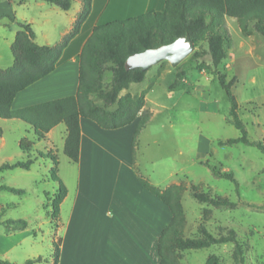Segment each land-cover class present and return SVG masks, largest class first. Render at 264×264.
Listing matches in <instances>:
<instances>
[{
    "label": "rangeland",
    "instance_id": "1",
    "mask_svg": "<svg viewBox=\"0 0 264 264\" xmlns=\"http://www.w3.org/2000/svg\"><path fill=\"white\" fill-rule=\"evenodd\" d=\"M14 1L16 6L18 1ZM30 10L37 18V8L32 6ZM22 12L27 13V10L22 9ZM3 16L2 21L10 23L13 20L9 24L13 27L22 22L19 17L12 19L10 15ZM223 25L230 35L226 43L227 51L231 49L236 59L232 62L227 58L217 68L225 73L227 80L235 77L232 92L239 104L238 116L246 126L248 137L264 144V37L259 33L252 35L254 32L251 37H245L234 18H229V22H223ZM8 26H0V31L7 33ZM4 38L7 36L4 35ZM0 42L6 47V41L1 36ZM249 47L252 49L249 50ZM6 48L10 53V46ZM201 60L210 63L208 55L198 62H190L186 58L181 62L185 75L174 89H170V84L175 79V67L168 60L149 67L142 82L132 83L128 87L130 93H139L148 88L144 107L152 113L138 136L136 164L141 175L159 188H166L173 182L186 183L182 195L186 217L185 237L198 236L200 224L215 236L225 234L232 228L237 239L248 244L242 264H264V209L245 204H264V151L256 145L240 142L232 145L217 143L218 139L238 137L240 132L227 120L230 103L217 77L210 70L197 68ZM110 76V72L106 71L104 82L109 81ZM94 100L102 104L100 99L95 97ZM115 108L116 105L109 107L111 110ZM0 127V165L24 160L26 155L20 149V140L26 138L25 143L27 140L34 141L33 147L29 146L26 152L33 159L29 170L15 168L0 172V185L24 191L19 194L0 189V258L20 264L41 256L42 260L35 264H54L53 241L61 237L64 231L57 230L51 219V199L59 186L51 178L54 164L48 155L56 156L57 175L70 193L63 204V216L79 184L81 191L93 193L99 199H104L106 191H119L113 186L116 161L114 156L96 146L82 167L70 161L63 152L64 124L55 129L53 145L46 140L37 141L33 130L20 119L0 118ZM131 128L127 126L123 129V141H129ZM113 147L112 151L119 152L118 147ZM209 166L231 172L238 182V188L231 179L214 175ZM125 170L122 167L121 177H124ZM190 184L210 188L214 194L228 197L236 206L215 208L200 203L191 195ZM129 191H133L132 186H129ZM136 198L132 195L130 204ZM129 210L119 229L122 238L119 246H126L125 243L135 246L138 243L131 233L136 220L133 211ZM89 216L83 220L82 249L77 252V238L73 232L70 233L63 264L142 263L141 250L138 251L139 260L131 258L126 261L116 253L110 257L109 242L95 234L97 228L101 227L100 223L93 215ZM162 216L165 217L163 206ZM19 218L28 221L27 227L7 231L4 221ZM165 223L166 218H163L162 226ZM118 244L114 242L112 246L118 248ZM100 245H104L106 252L99 251ZM233 248V243H224L200 250H185L181 252V262L206 264L208 256L214 254L219 264H234Z\"/></svg>",
    "mask_w": 264,
    "mask_h": 264
},
{
    "label": "trees",
    "instance_id": "2",
    "mask_svg": "<svg viewBox=\"0 0 264 264\" xmlns=\"http://www.w3.org/2000/svg\"><path fill=\"white\" fill-rule=\"evenodd\" d=\"M54 4L62 10L71 7L72 0H42ZM91 0H81L82 8L75 19L71 31L60 43L47 46L35 42V33L29 24L18 23L19 29L10 46L14 57L13 64L8 68H0V118L20 119L29 124L38 139L57 124L64 123L66 137L63 152L72 162H78L80 154L81 128L80 118H89L103 129H117L137 120L131 138L133 170L144 188L162 201L170 211L168 223L161 229L156 250L159 264H188L181 262V252L185 250H200L212 245L233 243L232 259L234 264L244 262V253L248 244L237 239L234 229L225 234L215 236L203 224L197 228L198 236L185 237V212L182 195L187 185L185 182L171 184L159 188L150 183L138 170L136 164V149L138 136L150 120L152 113L145 109V95L148 88L132 94L127 90L131 83L142 82L148 69L131 67L128 58L138 52L159 48L178 38L189 35L194 42V51L186 58L190 62H198L205 55L210 57V64L200 61L197 68L207 69L214 74L221 88L225 91L230 103L227 120L240 132L235 138L218 139L219 145L244 143L256 145L264 151V144L248 137L245 124L238 116L239 104L232 92L235 77L226 79L225 73L218 66L227 56L226 43L230 35L223 25L224 17L236 20L240 32L244 36L254 31L264 37V0H165L160 11L150 12H120L113 1L99 18L90 36L83 44L78 55L79 77L78 87L74 95L56 98L22 108L13 109L12 101L16 94L52 72L61 56L64 46L73 38L90 11ZM0 15V20L3 18ZM11 19V18H10ZM252 24V29L250 25ZM206 46H203V44ZM109 71L110 80L104 82V73ZM185 75L181 63L175 67V79L170 89L180 85V79ZM102 101L97 104L94 98ZM116 105L115 109H109ZM2 128L0 127V138ZM20 141L23 153L28 151L31 142ZM25 143V144H24ZM54 164L51 178L58 183V191L51 199V219L57 226L60 222V203L67 194V188L56 172L58 164L56 156L48 155ZM33 159L26 155L24 160L0 165V172L21 168L29 170ZM207 164V162H206ZM212 173L219 177L231 179L238 188V182L231 172H222L210 167ZM191 195L200 203L215 208H234L236 203L228 197L214 194L210 188L201 184H190ZM0 189L23 194L22 189L9 185H0ZM250 207L262 208L263 205L248 204ZM7 231L23 230L28 221L24 218L4 221ZM60 239L53 241L54 264H58ZM42 260L41 256L27 259L20 264H35ZM0 264H16L0 258ZM206 264H219L214 254L208 256Z\"/></svg>",
    "mask_w": 264,
    "mask_h": 264
},
{
    "label": "crops",
    "instance_id": "3",
    "mask_svg": "<svg viewBox=\"0 0 264 264\" xmlns=\"http://www.w3.org/2000/svg\"><path fill=\"white\" fill-rule=\"evenodd\" d=\"M17 1L18 4L15 6L14 0H0V15H10L12 19L19 17L22 21L20 23L29 24L33 29L35 33V42L38 45L47 46H53L61 42L62 38L71 31L73 23L82 8L81 0H72L71 7L68 10H62L58 6L42 0ZM111 1L115 3L120 12L124 10L126 13H138L140 11H160L164 7L165 0H91L90 11L87 17L82 22L77 34L64 46L55 69L48 75L19 91L12 101L11 107L13 109L74 95L76 93L79 77L78 55L83 44L90 36L94 26L97 24L99 18ZM32 6L37 8L35 12L38 13L37 18L30 10ZM22 9H26L27 13H20ZM229 18L232 17H224L225 24L229 22ZM9 22L13 23V20ZM10 23L5 20L2 21V19L0 20V26L5 27ZM9 26L7 33L5 31H0V36L6 41V47L11 46L16 32L19 29V25H17V27H13V25ZM255 33L257 32L254 31L252 35L255 36ZM4 35L7 36V38H4ZM245 37H251V35ZM6 47L0 42V68L2 69L11 66L14 61L12 52L9 53ZM251 49L252 47H249V50ZM230 50L227 51V56L223 62L227 58L232 62L236 59V55ZM126 91L129 90H123L122 93ZM60 124L64 123H59L54 126L43 139H38L34 129L29 124L28 126L33 130L37 141L46 140L53 145V134ZM136 124L137 120L121 128L103 129L98 127L97 124L89 118H80V154L79 160L76 163L82 167V164L90 157L89 154L95 146L106 151L109 155L114 156L113 159H115L116 165L114 175L115 182L113 186L114 189H119V191H106L104 199H99L93 193L81 191L79 184L78 191L74 192L66 215L63 216V204L70 196L69 191H67L66 196L60 203V222L55 226L57 230L62 229L64 231L62 236L58 237V239H60L58 264H63L64 262L70 233L73 232V236L75 235L77 238V252L79 253V250L82 249L81 245L84 242L83 229L85 223L83 220L89 218L90 214L96 217L101 225V227L97 228L95 234L99 235L105 242H109L108 249L110 257H112L113 253H116L123 256L126 261L131 258L139 260L138 251L141 250V264H159V256L156 250L157 240L161 229L168 223L171 214L168 207L162 201H159L156 196L142 186L134 173L131 138ZM127 126L133 127L128 133V135L131 136L129 141H123L121 138L123 129ZM66 134L67 131L65 126V129H63V147ZM29 142H31V147H33L34 141ZM113 145L119 148V152L112 151L114 148ZM23 154L27 155L26 153ZM122 167L126 168L124 177H121L120 173ZM177 183L178 182H173L171 184ZM129 186H132L133 191H129ZM132 195L137 196V198L134 200V203L130 204L129 199ZM156 199H158V201H156ZM162 206L165 217L162 216ZM129 209L133 211V213H131L133 214L134 220H136L135 227L131 229V233L138 243H136L135 246L128 243H125L126 246H119L120 241H122L119 229H121L124 223V217L128 216L130 212ZM163 218H166V223L162 226ZM114 242L119 243L118 248L112 246ZM106 250L104 245H100L99 251L101 253L106 252Z\"/></svg>",
    "mask_w": 264,
    "mask_h": 264
},
{
    "label": "water",
    "instance_id": "4",
    "mask_svg": "<svg viewBox=\"0 0 264 264\" xmlns=\"http://www.w3.org/2000/svg\"><path fill=\"white\" fill-rule=\"evenodd\" d=\"M194 49V42L189 35H186L159 48L147 49L133 54L128 58V64L131 67L148 69L162 60H168L173 67H176L187 58Z\"/></svg>",
    "mask_w": 264,
    "mask_h": 264
}]
</instances>
